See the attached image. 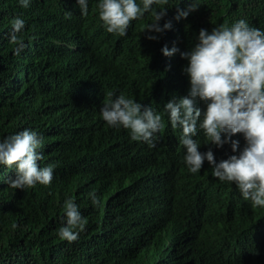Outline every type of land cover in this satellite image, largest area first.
<instances>
[{
  "label": "trees",
  "instance_id": "trees-1",
  "mask_svg": "<svg viewBox=\"0 0 264 264\" xmlns=\"http://www.w3.org/2000/svg\"><path fill=\"white\" fill-rule=\"evenodd\" d=\"M177 2L162 5L168 14L161 25L171 20L173 26L151 33L158 39L148 38L150 14L123 36L124 61L139 56L146 65L135 74L105 57L110 42L98 27V0H89L86 16L77 0H32L28 8L0 0V138L35 130L43 137L41 166L56 165L49 185L26 190L4 183L14 171L0 166V264H264V207L215 178L207 161L191 173L184 146L165 123L152 147L108 126L100 114L109 93L150 103L167 90L162 68L186 76L180 51L194 46L202 28L241 18L264 28V0H200L180 20L177 9L190 0ZM16 16L27 22L20 56L9 40ZM165 45L179 51L165 56ZM233 139L243 147L241 134ZM210 147L217 162L233 154L209 144L200 150ZM67 197L86 220L71 243L57 235Z\"/></svg>",
  "mask_w": 264,
  "mask_h": 264
},
{
  "label": "clouds",
  "instance_id": "clouds-1",
  "mask_svg": "<svg viewBox=\"0 0 264 264\" xmlns=\"http://www.w3.org/2000/svg\"><path fill=\"white\" fill-rule=\"evenodd\" d=\"M23 8L32 0H18ZM81 15L89 12V0H77ZM167 0H98V27L110 42L105 57L115 59L123 70L139 73L146 65L139 64V56L124 61L119 48L128 35L134 20L151 15L146 29L149 39H158L151 33H164L172 28V21H161L168 14L163 7ZM181 0L176 3L179 5ZM200 0H190L186 9L178 8L175 19L187 18L200 7ZM72 13L68 12L69 18ZM26 20L16 16L11 21L10 42L14 54L20 56L27 47L23 39ZM190 50L180 51L187 61L183 67L186 76H175L162 68L167 90L156 92L150 103L139 102L123 94L109 93V99L100 109L108 126L126 129L133 141L154 147L157 134L164 127L180 140L185 152L183 161L188 170L201 172L209 162L212 175L221 182L235 186L253 207H264V28L251 25L241 18L234 23L219 24L209 31L202 28ZM161 51L172 56L179 49L165 45ZM123 65L122 64V62ZM245 141L243 147L239 139ZM203 136L204 142L198 138ZM215 150L231 147L233 154L217 162L210 147ZM43 137L30 128L0 138V166L14 171L5 180L13 189L26 190L37 184L49 185L55 174V164L41 166ZM93 206L100 204L95 192L89 193ZM65 217L57 235L69 243L79 239L86 220L72 197L63 203Z\"/></svg>",
  "mask_w": 264,
  "mask_h": 264
},
{
  "label": "bare ground",
  "instance_id": "bare-ground-1",
  "mask_svg": "<svg viewBox=\"0 0 264 264\" xmlns=\"http://www.w3.org/2000/svg\"><path fill=\"white\" fill-rule=\"evenodd\" d=\"M197 263H199V262H197Z\"/></svg>",
  "mask_w": 264,
  "mask_h": 264
}]
</instances>
